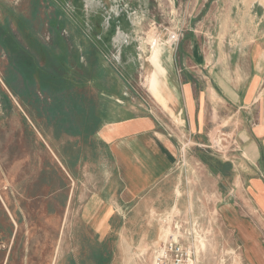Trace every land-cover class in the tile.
<instances>
[{"label":"crops","instance_id":"obj_1","mask_svg":"<svg viewBox=\"0 0 264 264\" xmlns=\"http://www.w3.org/2000/svg\"><path fill=\"white\" fill-rule=\"evenodd\" d=\"M233 1H228V7L222 6L224 9L218 6L219 11L212 16L210 37L188 29L178 45L153 42L150 102L141 108L132 107L123 116L117 110L120 105L110 108L109 99L102 97L107 84L92 85L93 76L77 73L71 63L69 67L73 70L67 71L65 83H60L44 53L49 44L37 39L44 50L34 59L29 47L21 41L25 45L23 55L29 58L27 67L36 62L37 70L31 80L16 70L6 82L13 92L19 90L21 105L27 109L43 142L51 137L49 134L53 140L67 142L63 151L60 144L52 151L62 157L72 178L68 198L70 216L77 220L78 214L79 220L99 228L97 234L107 236L113 232L112 220L124 221L127 213L141 204L156 205L166 194V202H170L173 211L183 202L188 205L187 216L194 217L193 204L200 203V220L223 221L229 235L239 236L245 248V237L250 236L252 242L247 250L259 251L264 258V35L259 34L263 32L262 15L257 22L258 13L264 10V0ZM72 23L68 21V25ZM77 31L76 42L90 43L82 30ZM61 44L67 46L65 37ZM80 59L81 63L86 60L83 56ZM21 62L24 66L27 60L23 57ZM9 63L14 68L12 59ZM62 84H68L71 93L93 92L95 87L100 97L96 101L82 97L59 100L51 93L66 89ZM24 91L40 95L32 101L36 102L35 112H29L30 101ZM226 136L231 146H218L224 155L216 156L213 174L208 166L200 167V194L197 192L194 198V192H186L182 180H178L183 175L176 165L181 143L208 147L217 138L228 142ZM87 141L92 149L96 148L101 156L104 153L113 162L100 183H91L89 192L87 181L84 182L77 206L76 173L85 164L81 151L86 148L82 143ZM65 148L74 152L66 154ZM29 156L25 148L21 153L24 178L20 181L9 178L7 172L13 168H7L4 161L0 163V264L11 261L14 235L16 238L19 235L20 244L12 264H56L52 256L56 258L61 250L60 186L52 197L46 198L44 179L34 175L43 170V165L39 169L37 164L30 171ZM192 172L196 175L197 170ZM210 175L215 180L208 186L201 178ZM49 202L53 204L52 213H57L58 247L54 252L50 251L53 238L47 241L43 234L45 204ZM239 214L258 223L260 233L252 231L253 227L250 231L249 224L240 221ZM215 227L219 226L214 223ZM115 233L124 232L118 229Z\"/></svg>","mask_w":264,"mask_h":264},{"label":"rangeland","instance_id":"obj_2","mask_svg":"<svg viewBox=\"0 0 264 264\" xmlns=\"http://www.w3.org/2000/svg\"><path fill=\"white\" fill-rule=\"evenodd\" d=\"M228 1L0 0V25H2L0 26V163L3 164L4 161L7 168H13V171L7 172L9 178L20 181L24 178V173L21 172L24 157L22 160L21 153L28 148L30 171L35 169L37 164L39 169L43 165V170L34 175L44 179L46 198L52 197L53 192L60 186L61 221L58 241L61 250L60 253L57 251L56 258L52 256L56 264H153L154 249L171 234L177 236L182 244L192 245L195 248L199 264L263 263L261 252L247 250L252 242L250 236L245 237L247 240L245 248V242L241 241L239 236L229 235L228 229L223 227V221L200 220V203L193 204L194 217L187 216L188 205L183 202L179 209L175 208L173 211L169 207L170 202H166L168 196L166 194L156 205L141 204L134 211L127 213L124 221L112 220L113 232L107 236L97 234L99 228L92 223L87 224L79 220L78 214L77 220L70 216L68 198L72 178L62 162V157L52 151L53 147L59 144L63 151V146L67 142L64 139L53 140L51 134H49L51 137L43 142L38 135L36 125L26 113L27 109L21 105L19 90L18 93L13 92L6 82V79L11 78L12 73L16 71L9 63V59L13 57L9 48L16 42L23 41L29 47V52L33 51V54L39 55L44 50L42 43L37 40L41 38L49 44L51 53L59 54L63 50L61 40L65 37L71 67L79 74L92 75L94 86L100 82L107 84L106 89L102 91L104 100L109 99L110 108L120 105L117 110L122 111L121 116L128 115L132 107L141 108L150 102L148 89L154 71L150 61L153 42L156 41L157 45H178L188 29L195 34L210 37L212 32L209 28H213L211 23L214 21L212 16L219 11L218 6L222 9L224 5L228 7ZM237 1L244 2V0ZM233 2L235 3L236 0ZM260 18L263 20V32L259 34L264 35V10L258 13L257 22ZM68 21L73 22V25H68ZM77 28L79 31L82 30L87 41L99 51L100 63L93 65L91 54L88 59L92 58L89 60L86 55L83 56L86 60L81 63L79 53L81 46L76 42L79 40ZM1 44H7V48L4 49ZM23 57L27 60V66L28 55L24 53ZM95 89L92 88L94 93L90 90L69 93L67 98L78 100L82 97L96 101L100 93L96 94ZM23 93L30 101L29 112H35L36 102L32 101H36L40 95L33 91ZM53 95L58 94L53 93ZM229 142L230 138L228 142L217 138L214 144L212 142L208 147H199L190 142L181 143L176 165L179 170H183V175L178 180H182L186 192H194V198H197V192L200 194L198 188L200 167L206 165L211 172L216 156L224 155L223 150L219 148L230 147ZM82 144L86 147L81 151V158L85 160V164L80 172L76 173L77 206L81 192L84 191V182L87 181L89 192L92 188L91 183L93 185L100 183L113 162L104 153L101 156L96 148L92 149L88 141ZM181 148L184 150L182 151ZM202 149H205L204 152ZM64 151L66 154L74 152L71 148H65ZM192 169L197 170L196 175L192 174ZM204 173L209 175L206 171ZM201 179L208 186L211 185L210 181L215 180L211 175ZM52 208L51 202L45 204L43 234L46 235L47 241H52L53 238L50 251L54 252L58 247V231H56L57 213L55 211L53 214ZM239 218L240 221L249 224V230L253 227L252 231L260 233L261 226L258 223L244 214H239ZM214 223L219 227L213 228ZM118 229L119 232L124 233L116 234ZM19 244V235L17 238L14 235L11 241V249L13 247L14 250L9 264L13 263ZM45 245L49 248L47 242Z\"/></svg>","mask_w":264,"mask_h":264},{"label":"trees","instance_id":"obj_3","mask_svg":"<svg viewBox=\"0 0 264 264\" xmlns=\"http://www.w3.org/2000/svg\"><path fill=\"white\" fill-rule=\"evenodd\" d=\"M91 45H92V43L82 42L80 44L81 51L79 53H80V56L85 57V55H86L87 59L89 57V54H91L93 56V58L90 57L89 59L92 58V63H93V65H95L98 62L100 63V60H99L100 53L97 50V48H94V46L93 45L91 46ZM23 46L25 47V45H23L20 41V42H16L15 45H13L11 48H9L10 54L13 55L12 64L14 65L15 70H17L20 74H22L26 79L31 80V78L33 77V75L35 74V72L37 70V65H36V62H33V63H31V65L29 67H27L26 65L22 66L21 61H22L23 52H24ZM2 47L4 49H6L7 44L2 45ZM44 53L46 54L49 62L54 67L56 79H58V82L65 83L64 78L66 77L67 71L73 70L71 67H69V63H70L69 62V59H70L69 48L67 46L66 47L63 46V50L59 54L51 53L50 49L47 48ZM31 54L33 55V57L35 59L37 55L35 53L33 54V51ZM62 85L66 89L61 90V91L52 92L51 95L53 96V93L58 94L57 99L65 101V100H68L67 95L71 92L68 89L69 88L68 84H62Z\"/></svg>","mask_w":264,"mask_h":264},{"label":"built area","instance_id":"obj_4","mask_svg":"<svg viewBox=\"0 0 264 264\" xmlns=\"http://www.w3.org/2000/svg\"><path fill=\"white\" fill-rule=\"evenodd\" d=\"M183 151L184 148H181ZM153 264H199L192 245L182 244L173 234L153 251Z\"/></svg>","mask_w":264,"mask_h":264}]
</instances>
